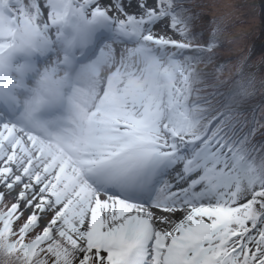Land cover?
Masks as SVG:
<instances>
[{"label":"snow or ice","instance_id":"snow-or-ice-1","mask_svg":"<svg viewBox=\"0 0 264 264\" xmlns=\"http://www.w3.org/2000/svg\"><path fill=\"white\" fill-rule=\"evenodd\" d=\"M197 19L184 0H0V49L25 39L70 82L66 115L0 120V264H264V80Z\"/></svg>","mask_w":264,"mask_h":264},{"label":"rangeland","instance_id":"rangeland-1","mask_svg":"<svg viewBox=\"0 0 264 264\" xmlns=\"http://www.w3.org/2000/svg\"><path fill=\"white\" fill-rule=\"evenodd\" d=\"M184 3L198 16L196 30L203 29L206 38L211 32L212 21L222 22L226 36L223 47L217 50L219 60L234 62L237 57L249 55L250 67H246L245 71L256 75L257 89H260V81L264 80V0H184ZM47 55L52 57L53 53L49 52ZM47 55L34 54L31 58H37L38 63L42 65V61L47 62ZM24 59L30 61V58ZM229 67L233 65L230 64ZM228 76L226 68L221 78ZM259 98L258 93L256 99ZM15 195L16 192H13L6 196L5 202H13Z\"/></svg>","mask_w":264,"mask_h":264},{"label":"clouds","instance_id":"clouds-1","mask_svg":"<svg viewBox=\"0 0 264 264\" xmlns=\"http://www.w3.org/2000/svg\"><path fill=\"white\" fill-rule=\"evenodd\" d=\"M34 54L37 52H30L28 42L19 37L0 49V100L14 98L21 112L32 109L34 114H38L44 108L55 105L58 98H66L70 82L68 71L57 64L55 57L42 65L28 59L14 63L17 56L31 58ZM29 76L33 77L31 84L27 83ZM76 87L79 84H72L73 89ZM21 92L25 95L21 96Z\"/></svg>","mask_w":264,"mask_h":264},{"label":"bare ground","instance_id":"bare-ground-1","mask_svg":"<svg viewBox=\"0 0 264 264\" xmlns=\"http://www.w3.org/2000/svg\"><path fill=\"white\" fill-rule=\"evenodd\" d=\"M4 108V107H3ZM5 110H8L7 107L4 108Z\"/></svg>","mask_w":264,"mask_h":264},{"label":"trees","instance_id":"trees-1","mask_svg":"<svg viewBox=\"0 0 264 264\" xmlns=\"http://www.w3.org/2000/svg\"><path fill=\"white\" fill-rule=\"evenodd\" d=\"M218 66V65H217Z\"/></svg>","mask_w":264,"mask_h":264}]
</instances>
